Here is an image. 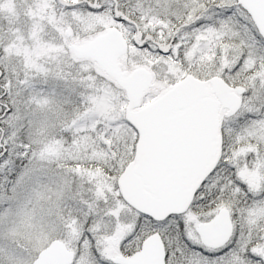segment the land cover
Returning a JSON list of instances; mask_svg holds the SVG:
<instances>
[{
  "label": "snow or ice",
  "instance_id": "obj_1",
  "mask_svg": "<svg viewBox=\"0 0 264 264\" xmlns=\"http://www.w3.org/2000/svg\"><path fill=\"white\" fill-rule=\"evenodd\" d=\"M0 264H264V0H0Z\"/></svg>",
  "mask_w": 264,
  "mask_h": 264
}]
</instances>
